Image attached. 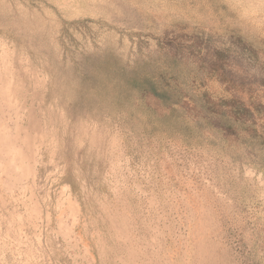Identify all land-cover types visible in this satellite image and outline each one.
Segmentation results:
<instances>
[{"label": "rangeland", "instance_id": "obj_1", "mask_svg": "<svg viewBox=\"0 0 264 264\" xmlns=\"http://www.w3.org/2000/svg\"><path fill=\"white\" fill-rule=\"evenodd\" d=\"M184 1L0 0V264H264L254 151L229 133L227 152L187 148L67 103L72 61L86 71L84 57L109 49L133 63L163 48L208 65L221 56L244 87L235 95L246 101L248 89L264 105V50L248 51L203 14L189 18ZM224 1L232 25L264 39V0ZM62 19L84 22L64 32Z\"/></svg>", "mask_w": 264, "mask_h": 264}, {"label": "trees", "instance_id": "obj_2", "mask_svg": "<svg viewBox=\"0 0 264 264\" xmlns=\"http://www.w3.org/2000/svg\"><path fill=\"white\" fill-rule=\"evenodd\" d=\"M184 2L186 8L194 7L189 18L203 14L217 21L221 33L248 51L264 50V39L259 33L232 25L236 11L224 0ZM62 20L64 32L67 24L84 22ZM109 27L131 37L137 34ZM4 34L8 33L0 31V35ZM216 61L213 65L187 62L160 48L156 56L130 63L109 49L98 56L84 57L86 71L80 62L72 61L77 80L70 82L67 103L80 116L127 123L135 131L162 140L179 138L187 148L206 142L221 153L227 152L230 143L222 134H232L240 147L258 155L255 166L264 172V105L257 103L248 89L246 101L236 96L234 92H242L244 87L224 75L221 56ZM148 94L159 99L166 109L163 114L146 103ZM185 102L194 104L199 112L196 118L187 114ZM210 132L212 135H208Z\"/></svg>", "mask_w": 264, "mask_h": 264}]
</instances>
